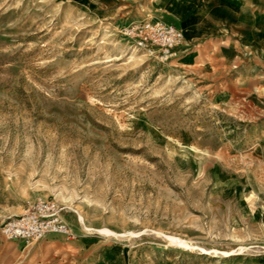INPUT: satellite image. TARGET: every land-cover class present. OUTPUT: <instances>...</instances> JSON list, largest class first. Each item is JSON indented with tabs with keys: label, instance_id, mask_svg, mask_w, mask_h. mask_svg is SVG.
<instances>
[{
	"label": "rangeland",
	"instance_id": "obj_1",
	"mask_svg": "<svg viewBox=\"0 0 264 264\" xmlns=\"http://www.w3.org/2000/svg\"><path fill=\"white\" fill-rule=\"evenodd\" d=\"M181 2L0 0V225L48 201L73 233H0V264H264V0L204 31Z\"/></svg>",
	"mask_w": 264,
	"mask_h": 264
},
{
	"label": "built area",
	"instance_id": "obj_2",
	"mask_svg": "<svg viewBox=\"0 0 264 264\" xmlns=\"http://www.w3.org/2000/svg\"><path fill=\"white\" fill-rule=\"evenodd\" d=\"M123 35L136 45L166 60L182 41L180 29L157 20L132 22L123 30ZM0 233L10 241L36 243L48 235H60L72 238L73 233L61 218L59 208L48 201H39L28 207L21 215L9 217L0 225Z\"/></svg>",
	"mask_w": 264,
	"mask_h": 264
},
{
	"label": "crops",
	"instance_id": "obj_3",
	"mask_svg": "<svg viewBox=\"0 0 264 264\" xmlns=\"http://www.w3.org/2000/svg\"><path fill=\"white\" fill-rule=\"evenodd\" d=\"M254 3L255 0H215L212 7L198 8L193 0H183V2L176 4L174 11L178 21L179 13L183 15L185 21L190 23L191 31L194 29L204 31L206 28L227 26L240 30L244 20L253 18L250 9ZM229 18L233 19L232 23L227 20ZM171 25L180 29L177 25L172 23ZM199 33L196 31L193 34L199 35Z\"/></svg>",
	"mask_w": 264,
	"mask_h": 264
}]
</instances>
